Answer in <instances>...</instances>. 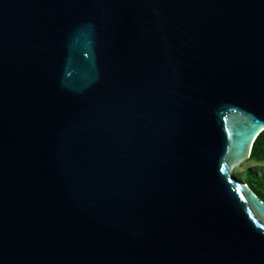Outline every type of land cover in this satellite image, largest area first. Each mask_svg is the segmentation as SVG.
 Segmentation results:
<instances>
[{
    "label": "water",
    "instance_id": "obj_1",
    "mask_svg": "<svg viewBox=\"0 0 264 264\" xmlns=\"http://www.w3.org/2000/svg\"><path fill=\"white\" fill-rule=\"evenodd\" d=\"M262 130L264 0H0V264H264Z\"/></svg>",
    "mask_w": 264,
    "mask_h": 264
},
{
    "label": "trees",
    "instance_id": "obj_2",
    "mask_svg": "<svg viewBox=\"0 0 264 264\" xmlns=\"http://www.w3.org/2000/svg\"><path fill=\"white\" fill-rule=\"evenodd\" d=\"M247 161L264 162V130L255 138ZM244 181L264 201V173L258 174L247 169L245 170Z\"/></svg>",
    "mask_w": 264,
    "mask_h": 264
},
{
    "label": "rangeland",
    "instance_id": "obj_3",
    "mask_svg": "<svg viewBox=\"0 0 264 264\" xmlns=\"http://www.w3.org/2000/svg\"><path fill=\"white\" fill-rule=\"evenodd\" d=\"M250 169L258 174L264 173V162L246 161L234 168L232 171L233 176L241 181H244L245 170Z\"/></svg>",
    "mask_w": 264,
    "mask_h": 264
}]
</instances>
